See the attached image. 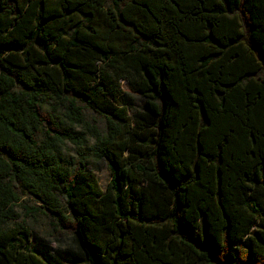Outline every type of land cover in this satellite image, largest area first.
Masks as SVG:
<instances>
[{
    "label": "trees",
    "instance_id": "16d2710c",
    "mask_svg": "<svg viewBox=\"0 0 264 264\" xmlns=\"http://www.w3.org/2000/svg\"><path fill=\"white\" fill-rule=\"evenodd\" d=\"M0 264H264V0H0Z\"/></svg>",
    "mask_w": 264,
    "mask_h": 264
},
{
    "label": "rangeland",
    "instance_id": "374dc122",
    "mask_svg": "<svg viewBox=\"0 0 264 264\" xmlns=\"http://www.w3.org/2000/svg\"><path fill=\"white\" fill-rule=\"evenodd\" d=\"M125 40L122 38H117L112 40V47L115 53L121 55V51L126 49ZM117 62L114 65H102L100 66L102 76L109 80V87L114 95L111 97L112 103L117 106H124L127 109V117H129V125L125 127L122 133L116 138V141H124L131 133H133L132 126L134 124V114L138 113L142 109V99L139 94L134 90L133 84L129 79L123 77L122 73L117 69ZM132 118V120H131ZM133 121V122H132ZM73 129L77 132H83L84 143L82 146L77 147L69 141H65L60 145L61 160L65 167H68V161L77 155V151L80 149L85 153L86 158V168L88 172L89 179L92 183H95L100 189H104L106 183L110 179L106 164L99 160L94 155L93 145L94 139L87 134L82 126L75 125ZM127 154L124 151L123 156ZM26 196H22L21 200L25 199ZM43 244L48 245L51 249L50 253L53 255L54 259L58 262L65 261V257L72 258V256L77 253L78 246L74 238L70 236H63L58 238H45L43 236L39 237Z\"/></svg>",
    "mask_w": 264,
    "mask_h": 264
}]
</instances>
